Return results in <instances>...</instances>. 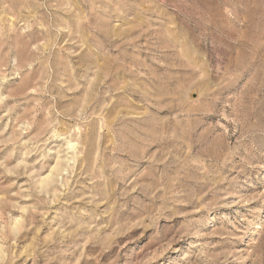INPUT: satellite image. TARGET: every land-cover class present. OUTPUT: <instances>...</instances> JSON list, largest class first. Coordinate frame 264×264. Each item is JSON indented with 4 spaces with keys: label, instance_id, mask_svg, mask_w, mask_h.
I'll return each instance as SVG.
<instances>
[{
    "label": "rangeland",
    "instance_id": "1",
    "mask_svg": "<svg viewBox=\"0 0 264 264\" xmlns=\"http://www.w3.org/2000/svg\"><path fill=\"white\" fill-rule=\"evenodd\" d=\"M0 264H264V0H0Z\"/></svg>",
    "mask_w": 264,
    "mask_h": 264
},
{
    "label": "bare ground",
    "instance_id": "2",
    "mask_svg": "<svg viewBox=\"0 0 264 264\" xmlns=\"http://www.w3.org/2000/svg\"><path fill=\"white\" fill-rule=\"evenodd\" d=\"M67 145L69 146V148H72L73 146H74V144L73 143H71V141L69 142H67ZM44 182V181H43Z\"/></svg>",
    "mask_w": 264,
    "mask_h": 264
}]
</instances>
